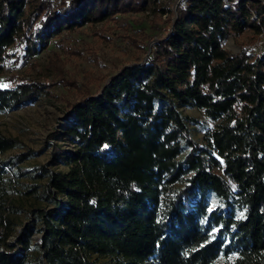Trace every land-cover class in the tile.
Wrapping results in <instances>:
<instances>
[{"label": "trees", "instance_id": "1", "mask_svg": "<svg viewBox=\"0 0 264 264\" xmlns=\"http://www.w3.org/2000/svg\"><path fill=\"white\" fill-rule=\"evenodd\" d=\"M146 11L165 17L163 35L150 50L148 34L127 36L134 63L89 78L67 104L51 138L73 148L51 144V157L68 170L35 167L28 194L44 204L15 243L20 209L5 174L45 148L0 158V264H264V55L251 51L264 40V0H0V74L16 46L31 59L65 32ZM230 35L245 39L237 54ZM60 83L80 88L65 78L0 87V112ZM184 106L215 123L202 143ZM19 145L0 133V156Z\"/></svg>", "mask_w": 264, "mask_h": 264}, {"label": "rangeland", "instance_id": "2", "mask_svg": "<svg viewBox=\"0 0 264 264\" xmlns=\"http://www.w3.org/2000/svg\"><path fill=\"white\" fill-rule=\"evenodd\" d=\"M174 7L178 0H167ZM165 17L154 15L151 11L132 15H119L116 20L107 23L87 25L75 32H65L62 36L49 41L46 47L41 48L34 58H28L24 48L16 46L11 49L14 56L7 59L3 65V74H0V87L5 88L21 79H31L52 82L60 78L74 81L79 89L69 84L60 83L53 86L52 97L40 96L33 101L24 103L20 108L0 112V133L17 138L21 145L2 154L1 159L14 157L18 153L33 150L44 152L30 159L19 167L8 170L5 174L10 188V195L15 205L20 209L17 213L18 226L9 242L15 243L16 234H19L23 225L33 216L31 210L44 203L32 194H28L34 180L31 173L35 167L48 164L56 171H67L68 166L55 162L51 157L52 145H60L63 149L73 148L69 139L54 140L51 138L56 129H60L65 122V111L69 102L83 97L85 84L91 77L102 75L113 76L120 67L130 66L138 56V49L127 40V36L144 32L150 36V43H154L163 35ZM245 39H237L233 35L224 39V47L232 54L239 53L241 43ZM254 57L264 55V40L261 38L251 50ZM10 78L13 80H10ZM98 89L96 84L90 87L92 93ZM182 112L195 120L197 124L189 123L192 137L199 143L204 141L209 127L215 125L205 116L202 109L197 107H181ZM223 174V171L216 169ZM22 173L23 175L21 176ZM234 191L236 187L232 185ZM210 209L222 206L214 194L208 196ZM238 218H243L245 210L241 205L235 208ZM41 234H36L33 244L40 243ZM18 254L23 253L19 245ZM31 253H34L32 251ZM237 253L231 254L234 259ZM104 261V259H102ZM109 261V260H108Z\"/></svg>", "mask_w": 264, "mask_h": 264}, {"label": "water", "instance_id": "3", "mask_svg": "<svg viewBox=\"0 0 264 264\" xmlns=\"http://www.w3.org/2000/svg\"><path fill=\"white\" fill-rule=\"evenodd\" d=\"M180 1H181V0H178L176 5H178V3H179ZM152 44H153V43H150V45H149V50L151 49ZM128 67H129V66H125L124 68H128ZM119 74H120V73H119ZM107 84H108V82H107Z\"/></svg>", "mask_w": 264, "mask_h": 264}]
</instances>
